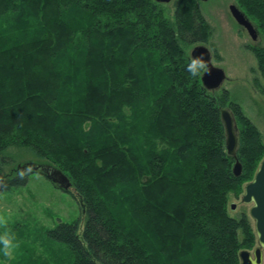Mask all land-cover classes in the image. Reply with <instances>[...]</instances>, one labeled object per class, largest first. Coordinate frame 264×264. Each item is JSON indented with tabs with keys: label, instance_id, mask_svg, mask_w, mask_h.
<instances>
[{
	"label": "trees",
	"instance_id": "16d2710c",
	"mask_svg": "<svg viewBox=\"0 0 264 264\" xmlns=\"http://www.w3.org/2000/svg\"><path fill=\"white\" fill-rule=\"evenodd\" d=\"M238 3L264 40V2ZM164 12L153 0H0V138L25 129L64 158L39 155L84 199L82 236L79 221L48 231L71 264H240L255 243L228 196L253 180L260 136L239 134L235 176L222 111L241 121V108L204 88L187 51L208 27L191 0L174 23ZM16 160L0 146V175ZM27 181H0V197Z\"/></svg>",
	"mask_w": 264,
	"mask_h": 264
},
{
	"label": "rangeland",
	"instance_id": "374dc122",
	"mask_svg": "<svg viewBox=\"0 0 264 264\" xmlns=\"http://www.w3.org/2000/svg\"><path fill=\"white\" fill-rule=\"evenodd\" d=\"M186 1L189 0L157 4L165 11L167 20L174 23L176 3ZM191 1L208 27L209 40L207 43L189 46L187 51L191 56L192 50L201 44L211 51L214 66L223 69L227 76V80L217 93L228 94L230 100L241 108L244 118L241 116V121L236 119L239 134L243 135L246 126L250 127L260 136V143L264 147V74L258 70L255 51L257 46L264 45V40L259 35L258 40L253 41L248 32L232 17L230 7L235 5L240 9L238 0ZM194 13L193 9L186 11L180 18L186 20ZM225 109L230 110V107L227 105ZM0 146L7 148L8 152L12 151L17 159L13 166L0 175V181L14 177H25L28 180L25 186L14 188L0 197V235L10 231L18 242V247L12 249L10 256L4 254L3 245L0 244V264H71L73 257L68 248L51 242L48 239V231L54 230L60 223L73 224L79 221V235L82 236L86 219L84 199L78 195L75 188L70 192H64L43 174L32 172L31 168L27 167L36 164L60 169L56 163L39 157L41 152L48 155L47 149L51 150L53 157L58 159L63 157L54 155V149H50L43 137L25 129L0 138ZM247 184L229 194L228 214L240 221L244 218L247 220L255 235V243L248 249L253 254L258 247L255 221L250 215L253 204L242 202ZM88 190L98 191L96 185ZM232 204L237 205V210H231ZM239 237L241 241L251 244L243 231H240Z\"/></svg>",
	"mask_w": 264,
	"mask_h": 264
},
{
	"label": "water",
	"instance_id": "95a60500",
	"mask_svg": "<svg viewBox=\"0 0 264 264\" xmlns=\"http://www.w3.org/2000/svg\"><path fill=\"white\" fill-rule=\"evenodd\" d=\"M159 4H169L174 0H155ZM230 12L237 24L248 32L253 41H257L259 33L254 24L246 15L235 5L230 7ZM191 59L199 66L205 67L202 76V84L210 92L218 91L223 83L227 80L226 73L223 69L215 67L212 62V53L205 45L196 46L191 52ZM222 121L226 131V148L229 156L236 159L233 168L235 176L242 174L243 166L237 159L239 146L238 126L233 114L228 110L222 111ZM32 172L43 174L48 180L64 192L72 189L70 179L58 168L50 165L30 164ZM26 168V167H25ZM245 204H253L250 215L255 221V232L258 238V247L254 253L242 251L240 253V264H263L264 262V159L262 160L255 178L245 186V194L242 198ZM237 205L233 204L232 209L236 210Z\"/></svg>",
	"mask_w": 264,
	"mask_h": 264
},
{
	"label": "clouds",
	"instance_id": "9594fccd",
	"mask_svg": "<svg viewBox=\"0 0 264 264\" xmlns=\"http://www.w3.org/2000/svg\"><path fill=\"white\" fill-rule=\"evenodd\" d=\"M0 244L3 245L4 254L9 256L11 255L12 249L18 247L15 235L10 231H6L3 235H0Z\"/></svg>",
	"mask_w": 264,
	"mask_h": 264
},
{
	"label": "flooded vegetation",
	"instance_id": "af4514ba",
	"mask_svg": "<svg viewBox=\"0 0 264 264\" xmlns=\"http://www.w3.org/2000/svg\"><path fill=\"white\" fill-rule=\"evenodd\" d=\"M212 58H213V56H212ZM215 92H217V91H215ZM229 110V109H228ZM230 111V110H229ZM231 112V111H230ZM232 113V112H231ZM233 114V113H232ZM234 116V115H233ZM235 117V116H234ZM235 120H236V118H235ZM238 135H239V131H238ZM233 205V204H232ZM232 205H231V210H233L232 209ZM236 210H237V208H236ZM233 211H235V210H233Z\"/></svg>",
	"mask_w": 264,
	"mask_h": 264
}]
</instances>
